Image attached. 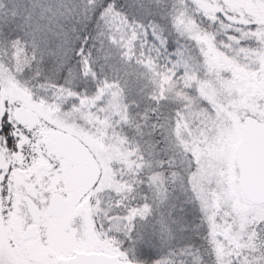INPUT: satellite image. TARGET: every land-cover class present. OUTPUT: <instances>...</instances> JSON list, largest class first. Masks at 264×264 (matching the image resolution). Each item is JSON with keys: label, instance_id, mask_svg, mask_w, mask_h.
<instances>
[{"label": "snow or ice", "instance_id": "snow-or-ice-1", "mask_svg": "<svg viewBox=\"0 0 264 264\" xmlns=\"http://www.w3.org/2000/svg\"><path fill=\"white\" fill-rule=\"evenodd\" d=\"M0 264H264V0H0Z\"/></svg>", "mask_w": 264, "mask_h": 264}]
</instances>
